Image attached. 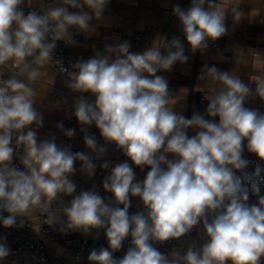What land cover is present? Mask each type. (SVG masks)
Segmentation results:
<instances>
[{
    "label": "clouds",
    "instance_id": "obj_1",
    "mask_svg": "<svg viewBox=\"0 0 264 264\" xmlns=\"http://www.w3.org/2000/svg\"><path fill=\"white\" fill-rule=\"evenodd\" d=\"M109 3L60 0L45 12L25 14V0H0V66L12 71L10 77L0 78V225L23 227V218L41 209L45 222L62 233L87 236L103 230L108 247L93 248L89 264H261L264 167L257 164L246 172L250 161L243 152L246 147L264 161V112L245 106L255 98L264 102V78L254 81L253 90L238 74L204 64L198 79L204 81L207 107L188 118L173 110L177 96L157 74L188 61L179 37L163 38L162 44L157 37L139 52L131 51L127 40L105 44L103 51L93 45L94 55L78 59L71 70L61 65L67 88L80 94L73 115L88 151L73 152L71 145H58L54 135H37L43 117L35 107L32 82L38 70L33 66L53 61L58 41L76 46L72 29L88 34L106 24ZM227 11L234 22L241 20V11L217 0H190L186 9L172 7L187 45L202 54L209 41L227 34ZM182 90L186 96L187 89ZM92 125L103 145L89 133ZM57 127L67 138L76 135L62 123ZM189 129L195 134L189 136ZM108 145L131 161L110 166L105 159L99 165L110 169L102 186L112 199L106 201L95 184L77 194L72 179L76 162L82 176L93 177L94 161L107 154ZM14 157L24 170L13 163ZM133 166L142 172L149 169L142 181ZM250 194L257 197L256 203H249ZM65 197L71 200L65 203ZM131 197L143 205L134 214H129ZM57 201L61 207H50ZM193 230L197 237L185 245L182 238ZM129 237L126 253L116 258L114 253ZM173 240L181 241V248L159 251L157 245ZM11 254L6 237H0V264Z\"/></svg>",
    "mask_w": 264,
    "mask_h": 264
},
{
    "label": "crops",
    "instance_id": "obj_2",
    "mask_svg": "<svg viewBox=\"0 0 264 264\" xmlns=\"http://www.w3.org/2000/svg\"><path fill=\"white\" fill-rule=\"evenodd\" d=\"M217 2L229 10L236 8L243 14L239 22H234L232 13L227 11L226 25L228 27L229 42L228 50L223 54L214 53L209 49L203 54L199 51L193 53L187 45L180 30L179 21L172 19L169 12L177 4L182 8H188L190 0H110L104 13L106 24H100L96 27L95 31L88 34L77 33L75 29H72L73 38L77 43L76 46H70V50L86 60L94 55L93 45H95L96 50L103 51L105 44H115L127 40L131 44L130 50L139 52L157 37V42L161 44L163 43V38L171 40L174 36L179 37L185 43V55L189 57L188 61L184 64L178 62L173 66L171 71L159 72L157 74L164 76L168 80L170 93L173 96H177V103L174 105L173 110L178 114H183L190 118L189 102L192 93H203L204 81L198 79V75L204 64L215 65L221 71H232L233 74H238L241 80L248 85L251 81L254 82L264 78V0H217ZM26 5L37 8L41 12H45L49 8L46 6L44 0H25L23 6ZM69 10L73 11L72 9ZM92 23L96 24V21H92ZM148 27H155L157 29L156 35L141 49H135L133 46V35L144 31ZM33 67L38 70L37 79L32 82L36 92L35 107L43 117V127L37 130V135L40 138H48L52 136V123L65 119L68 114L67 111L58 108L54 104L51 100V95L54 93H64L67 105L73 107L74 99L80 94L72 93L66 86L67 77L51 67L48 62H45L43 65H34ZM11 75L10 67L0 66V78H8ZM25 79L27 78L25 77ZM182 89H187L186 96H184L185 94ZM84 95L92 98L89 94ZM245 106L261 111L257 98L249 100ZM89 133L97 137L98 144H104L103 138L100 136L95 125L89 127ZM188 134L191 136L195 132L189 129ZM246 143L245 141L244 144L246 145ZM87 151L85 147L83 152ZM248 155L255 154L248 152L245 147L243 157ZM169 158H172L171 154H169ZM105 159L111 162L110 166L125 161L131 165V161L121 152L112 154L107 151V154L101 157L99 162L94 161L97 165V174L91 178L82 176L79 172L80 162H76L75 167L77 172L72 179L76 183L81 179L96 181L102 186L104 176L110 172V169L103 170L99 167ZM17 160L19 161L18 158ZM133 167L136 179L142 181L149 169L145 168L142 172L140 168ZM64 200L67 203L71 200V197H65ZM55 203L60 202H53L50 207ZM131 204L136 211L143 209V205L138 197H131ZM44 214V210L36 209L24 218L30 220L36 228ZM68 232L87 239L104 235L103 230H100L98 235L96 231H93L87 236H84L80 232ZM188 242L184 241L183 243L186 245ZM47 246L49 251L56 257L65 260L69 264H77L68 256L69 254L66 250L51 242H47ZM32 259V255L20 253L12 257L10 264H29ZM261 264H264V259H262Z\"/></svg>",
    "mask_w": 264,
    "mask_h": 264
},
{
    "label": "built area",
    "instance_id": "obj_3",
    "mask_svg": "<svg viewBox=\"0 0 264 264\" xmlns=\"http://www.w3.org/2000/svg\"><path fill=\"white\" fill-rule=\"evenodd\" d=\"M44 2L46 6L51 7L54 4H58L60 0H44ZM22 7L25 14H27L31 10L41 12L39 9L27 5ZM169 14L172 19H176V17L172 14V11H170ZM156 33L157 29L155 27H148L144 31L134 34V48L137 50L141 49L144 45L151 41ZM228 42L229 34L227 32L225 36L219 38L217 41H210L208 49L214 53L223 54L228 50ZM80 58L81 57L70 50V46H66L63 41H58L57 47L53 52V61H48V64L58 72L63 74L61 71V65L71 70V64L75 63ZM249 86L254 90L255 82L251 81L249 83ZM203 97V93H192L189 102V117L192 116L194 111H198L202 114L204 113L208 101ZM257 99L258 105L261 108V112H264V102L260 101L259 98ZM51 100L58 108L63 109L68 113L65 119L57 120L51 125L52 135L56 137L57 144L62 147L71 145V150L73 152H83V149L85 148L83 133H81L80 126L76 120V117L73 115L74 108L67 105L64 93L52 94ZM61 123L64 125L65 129H75L76 135L73 138L65 137L61 130L57 127V125ZM107 147L109 153H119V151L115 150V145H108ZM244 158L250 161L248 168L245 169L246 172H253L257 164H260L261 167H264V161H260L259 158L255 155L244 156ZM96 162H99V160H96ZM13 163L20 170H24L23 165L20 164V162L17 160V157H14ZM97 173L98 171H96V174ZM237 175H241V173L237 172ZM262 175H264V173H262ZM93 184L96 185V190L102 197L105 198L106 201L112 199V194L105 192L103 186H101L98 182L87 181L84 179H81L77 182V194L81 190L91 189ZM261 195H264V184H261ZM256 202L257 197L250 194L249 203L252 204ZM61 206L62 205L60 203H55L52 208H59ZM136 212V209L131 204V207L129 208V214H134ZM3 215L7 216L8 214L5 212L3 213ZM46 218V214H44L40 220L39 225L36 228L34 227L32 222L26 218H23V227L5 228L0 225V237H6L7 244L12 250V254L3 262V264H10L12 261V257L20 253L30 254L33 256V259L29 262V264H69L65 260L56 257L52 252H50L47 246V242H51L58 247L66 250L71 259L77 264H89L87 257L93 248L99 249L101 247H108L107 240L104 235H98L94 238L87 239L82 236H75L70 232L62 233L58 230V226L48 225L45 222ZM17 223H20V218H18ZM197 235V231L193 230L187 236L183 237L182 241H190L191 239L196 238ZM130 239V237L126 239L123 243L122 249L114 253V256L116 258H122L126 253L127 248L130 246ZM180 245L181 241L173 240L157 245V247L159 248V251L161 253L167 254L171 252L174 247L180 248Z\"/></svg>",
    "mask_w": 264,
    "mask_h": 264
},
{
    "label": "rangeland",
    "instance_id": "obj_4",
    "mask_svg": "<svg viewBox=\"0 0 264 264\" xmlns=\"http://www.w3.org/2000/svg\"><path fill=\"white\" fill-rule=\"evenodd\" d=\"M63 251H64V250H63ZM68 256H69V255H68ZM68 256H67V257H68Z\"/></svg>",
    "mask_w": 264,
    "mask_h": 264
}]
</instances>
